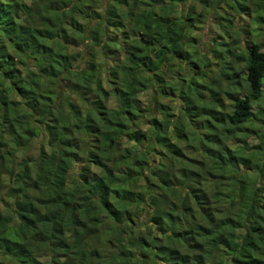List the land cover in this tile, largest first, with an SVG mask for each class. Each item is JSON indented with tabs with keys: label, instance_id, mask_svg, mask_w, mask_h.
Instances as JSON below:
<instances>
[{
	"label": "trees",
	"instance_id": "trees-1",
	"mask_svg": "<svg viewBox=\"0 0 264 264\" xmlns=\"http://www.w3.org/2000/svg\"><path fill=\"white\" fill-rule=\"evenodd\" d=\"M0 264H264V0H0Z\"/></svg>",
	"mask_w": 264,
	"mask_h": 264
},
{
	"label": "rangeland",
	"instance_id": "rangeland-1",
	"mask_svg": "<svg viewBox=\"0 0 264 264\" xmlns=\"http://www.w3.org/2000/svg\"><path fill=\"white\" fill-rule=\"evenodd\" d=\"M209 29H211V27L209 26V24H207V27L205 28V30L206 31L208 30V32H210ZM205 30H204V32H205Z\"/></svg>",
	"mask_w": 264,
	"mask_h": 264
}]
</instances>
